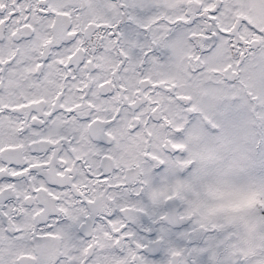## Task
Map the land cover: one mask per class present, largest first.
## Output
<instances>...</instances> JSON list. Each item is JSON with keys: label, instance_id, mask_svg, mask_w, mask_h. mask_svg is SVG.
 <instances>
[{"label": "snow or ice", "instance_id": "6c2138e0", "mask_svg": "<svg viewBox=\"0 0 264 264\" xmlns=\"http://www.w3.org/2000/svg\"><path fill=\"white\" fill-rule=\"evenodd\" d=\"M0 264H264V0H0Z\"/></svg>", "mask_w": 264, "mask_h": 264}]
</instances>
